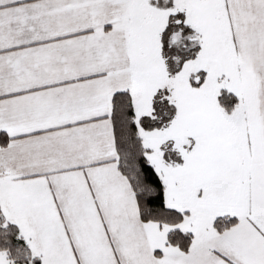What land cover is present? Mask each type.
Masks as SVG:
<instances>
[{
	"label": "snow or ice",
	"instance_id": "snow-or-ice-1",
	"mask_svg": "<svg viewBox=\"0 0 264 264\" xmlns=\"http://www.w3.org/2000/svg\"><path fill=\"white\" fill-rule=\"evenodd\" d=\"M0 264H264V0H0Z\"/></svg>",
	"mask_w": 264,
	"mask_h": 264
}]
</instances>
